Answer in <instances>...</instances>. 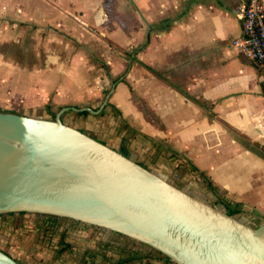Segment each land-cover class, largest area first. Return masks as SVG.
Masks as SVG:
<instances>
[{"label":"crops","instance_id":"1","mask_svg":"<svg viewBox=\"0 0 264 264\" xmlns=\"http://www.w3.org/2000/svg\"><path fill=\"white\" fill-rule=\"evenodd\" d=\"M244 7L245 0H0V78L8 72L15 104L98 118L96 138L119 150L126 135L99 122L120 121L129 145L137 137L156 151L149 163L171 164L179 178L184 168L193 188L204 180L212 195L264 218V66L233 46ZM83 125L74 126L89 132ZM87 245L70 250L82 253L81 264H171L123 245L116 253L98 240Z\"/></svg>","mask_w":264,"mask_h":264},{"label":"water","instance_id":"2","mask_svg":"<svg viewBox=\"0 0 264 264\" xmlns=\"http://www.w3.org/2000/svg\"><path fill=\"white\" fill-rule=\"evenodd\" d=\"M55 118L0 111V215L33 213L128 236L176 264H264L255 225ZM0 264H22L0 249Z\"/></svg>","mask_w":264,"mask_h":264},{"label":"rangeland","instance_id":"3","mask_svg":"<svg viewBox=\"0 0 264 264\" xmlns=\"http://www.w3.org/2000/svg\"><path fill=\"white\" fill-rule=\"evenodd\" d=\"M103 65L104 67H107V65L103 63V61H98L99 67ZM7 75L8 72H2L3 77H1L2 79L0 78V84H5L3 87H0L1 107L17 111L18 113H24L26 115H37L36 113H38L44 118H52L51 114L41 113L40 110V113L37 110L33 111V105H27L26 103H24V101H22V103L15 104V94L11 93L6 85L9 84V77H7ZM42 104L37 105L44 108V105ZM61 109L62 108L58 106L53 107L56 115L61 111ZM69 110L70 109H66L65 112L62 113V118L65 122L73 126H81L83 124V121H85L86 125L89 124L88 126H92L91 128H86V130L89 131L87 133H90L95 137H102L100 134H98V131L94 129L97 126L96 122L98 121V118H91V116L85 115H82L84 119L82 117L79 118L75 115L76 113L69 112ZM100 121V127L104 132L109 131L108 129L110 127L111 130H115L114 132L119 137L126 135V139L123 142V148L125 150H128L129 155L133 159L137 160L141 164L149 165L148 167L158 172L172 183L193 191L195 195L202 197L203 199L218 206L219 208L226 209L225 205L222 202V199L218 198L219 196L217 194H214L217 197H214V195H212V188L209 189L208 184L204 182V180H202L201 183H195L198 188H193L191 184H193L194 182L190 180V177L188 176L189 174L186 172V169H182L181 174L183 177L181 176L179 178V176L175 174L177 170L175 168H172L171 164L164 165L160 162V160L157 161L156 158H154L155 156H153L155 161L149 163V160H147V155H154L156 154V151L154 149L152 151L145 149V146L141 144V138L137 137L135 138L134 142L129 145L128 141L130 132L125 124L121 123L120 121H113L112 119H108L107 117H104V119ZM114 124L115 126H113ZM86 125H83V127H86ZM159 155H161V151L159 152ZM223 200L225 201V199ZM236 216L241 219H246L248 222L255 225H259L264 222V218H262L263 216H257L254 212L243 211V209L242 212L236 214ZM91 240H98L99 243H103V245L99 246V249L107 252L110 250V252L108 253H112L111 251L115 253L118 252L119 250L116 248V246L123 245L125 247L132 248V250H139L142 252L144 251L156 256H160L162 258L164 257V255L162 253H159L157 250H154L148 245L140 243L128 236L75 222L73 220L61 218L60 220L53 223L49 221L45 217V215L40 214L16 212L0 215V249L9 253L22 264H81L80 256H82V253L80 255L78 251L77 256L70 250L77 251V247L80 246L82 247V250L83 248L84 250H86L85 248L89 247L87 244L91 243ZM67 245L69 249L63 250L62 248ZM121 248L123 247L121 246ZM65 254H70L72 256L67 257ZM84 254L87 255L88 253L86 252ZM125 254L129 256L133 253L131 254L126 252ZM85 260L87 261V259ZM170 262L171 264H176L174 262L172 263L171 260ZM84 264H86V262Z\"/></svg>","mask_w":264,"mask_h":264},{"label":"built area","instance_id":"4","mask_svg":"<svg viewBox=\"0 0 264 264\" xmlns=\"http://www.w3.org/2000/svg\"><path fill=\"white\" fill-rule=\"evenodd\" d=\"M241 25L233 46L264 66V0H245Z\"/></svg>","mask_w":264,"mask_h":264},{"label":"trees","instance_id":"5","mask_svg":"<svg viewBox=\"0 0 264 264\" xmlns=\"http://www.w3.org/2000/svg\"><path fill=\"white\" fill-rule=\"evenodd\" d=\"M0 111H10V112H16V111H13V110H8V109H5L3 107L0 106ZM85 114H87V112L85 111L84 112ZM56 114L55 113H52V118H55ZM121 152H123L125 155L127 156H130L129 155V152L128 150H125L124 148L120 149ZM223 204L225 205L226 207V210L231 213V214H238L240 212H242V209L239 207V206H236V205H233L232 203H229V202H226L224 200H222ZM45 217L51 221V222H56L58 220H60L61 218L59 217H54V216H50V215H45ZM90 226V225H89ZM68 247V246H67ZM67 247H64L63 250L67 249ZM159 252V251H158ZM161 253V252H159ZM164 255V254H163ZM164 258L168 261H170V259L164 255Z\"/></svg>","mask_w":264,"mask_h":264}]
</instances>
